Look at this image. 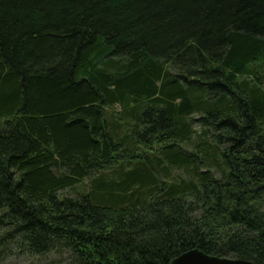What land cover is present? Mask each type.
<instances>
[{
    "label": "trees",
    "instance_id": "trees-1",
    "mask_svg": "<svg viewBox=\"0 0 264 264\" xmlns=\"http://www.w3.org/2000/svg\"><path fill=\"white\" fill-rule=\"evenodd\" d=\"M194 248L264 264V0H0V264Z\"/></svg>",
    "mask_w": 264,
    "mask_h": 264
},
{
    "label": "water",
    "instance_id": "water-1",
    "mask_svg": "<svg viewBox=\"0 0 264 264\" xmlns=\"http://www.w3.org/2000/svg\"><path fill=\"white\" fill-rule=\"evenodd\" d=\"M169 264H254L251 261L220 257L211 254H207L197 248L187 250L173 259Z\"/></svg>",
    "mask_w": 264,
    "mask_h": 264
},
{
    "label": "rangeland",
    "instance_id": "rangeland-1",
    "mask_svg": "<svg viewBox=\"0 0 264 264\" xmlns=\"http://www.w3.org/2000/svg\"><path fill=\"white\" fill-rule=\"evenodd\" d=\"M192 128L194 130L200 131L201 128H200L198 121H196V120L193 121ZM194 149H195V146L191 147V150H194ZM213 171L216 172L214 170V168H213ZM178 175H181V177L184 179H188V173L186 171L183 172V171H180L177 169H171L170 170V176L175 177ZM60 193L66 194L69 196L74 195L72 189H64ZM28 263H29V260H27V257H25V256H20V257L19 256H17V257L12 256V257L8 258L7 261L4 262V264H28Z\"/></svg>",
    "mask_w": 264,
    "mask_h": 264
}]
</instances>
